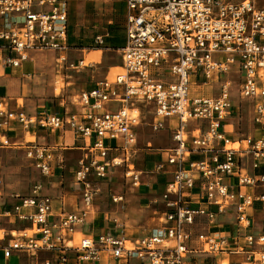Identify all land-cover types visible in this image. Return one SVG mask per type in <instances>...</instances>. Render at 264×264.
I'll return each mask as SVG.
<instances>
[{
  "label": "built area",
  "instance_id": "obj_1",
  "mask_svg": "<svg viewBox=\"0 0 264 264\" xmlns=\"http://www.w3.org/2000/svg\"><path fill=\"white\" fill-rule=\"evenodd\" d=\"M69 1L0 0V47L8 52L4 62L16 67L28 52L67 51ZM122 3L121 72L79 92V112L29 116L20 107L10 111L0 103V148H23L42 176L52 172L56 147L11 143L8 134L15 126L24 132L66 128L88 141L73 173L80 192L78 210L51 221L52 199L40 194L39 185L27 196H14L2 215L30 224L31 230L10 233L0 247L2 258L8 260L13 252H43L48 256L41 264H184L188 256H203L199 264H229L215 259L226 254L240 256L234 264H264V233L250 232L252 210L264 207V192H256L264 187V8L251 0ZM102 44L103 38L96 36L93 45ZM231 69L240 77L239 96L252 107L253 133L235 141L223 132L232 105L230 82L221 79ZM194 77L206 84L218 82V95L191 97ZM110 104L118 107L111 111ZM139 104L152 107L153 134L163 129L165 120L177 122L173 146L163 151L165 162L155 166L162 174L167 166L174 167L160 194V224L127 242L119 232L107 230L72 245L71 236L88 223L98 192L94 182L124 166L125 180L134 188L139 185L140 172L132 161L135 129L141 124ZM187 125L192 126L189 131ZM111 201L122 202V197L111 196ZM228 211L234 214V234H193L200 220L213 226L216 216Z\"/></svg>",
  "mask_w": 264,
  "mask_h": 264
},
{
  "label": "crops",
  "instance_id": "obj_2",
  "mask_svg": "<svg viewBox=\"0 0 264 264\" xmlns=\"http://www.w3.org/2000/svg\"><path fill=\"white\" fill-rule=\"evenodd\" d=\"M97 1L99 0H84L82 3L84 7H88L90 5L93 6L94 9H96ZM70 2H72V0H70L68 3ZM100 2L104 3V1ZM111 3L114 2L111 1ZM68 5L69 10L70 4ZM113 7H118L117 10L113 9L114 12L119 13V15L117 16L114 15L115 19L113 22V24L118 25V27H106L107 29L103 28L101 21L98 18L99 13L96 17H94V20H92L90 16H87L89 18L87 20L85 18L82 19L80 25L77 23L78 28H75L76 25H72V37H75L74 39H76L74 40L72 46L74 45L75 47L79 48L72 50V48L74 47H70L71 49H68L70 51L67 52V50L64 52V54H59V57H56V61H58V59L62 56H66V65H68L69 68L81 69L82 71H86L87 67L89 69L97 68L99 64H103L106 68L103 71V74L105 75L108 74L111 68H120V50L123 48L125 43L122 21V13L124 8L122 1L121 5ZM261 8H264V6H261ZM116 18H118V22H116ZM92 23L98 24L94 25ZM106 30L107 34H96L98 32L100 33ZM116 30L120 31V36L116 32ZM92 34H94L95 36H93ZM96 36H101L103 38V44L101 46H103L104 49L93 50L89 48L91 46L96 47L93 44L91 45V41H93ZM88 41H90V43ZM97 51L99 53H106L108 51H111L115 55H118V60L109 62L104 58V54H98L97 56H95L93 53ZM28 53L31 54L32 52ZM7 56L8 52L5 51L3 47H0V103L7 105V108L10 111H16V109L20 107L23 112L29 116H37L41 114L64 115L66 113L79 112L80 108L77 105L76 100L68 103L66 98L55 95L52 92V88L47 86L46 83L49 76H47L46 74L49 75L50 71L48 66H41L39 62H36L31 58H27L25 61L20 62L18 66L13 67L4 62V59ZM83 63L85 64V66H83ZM87 63L90 64L88 65ZM58 67L59 65L55 64V68H57L56 72H59ZM105 79H107V77H105L103 80ZM44 80L45 84H43ZM191 82L195 87V89L190 92L191 97H204L203 87L208 84H206L201 77H194ZM95 84L97 83H93L91 80L90 83H86L85 86L71 88L70 90H73L72 94H75L77 92L78 95L79 92L84 90L83 88L90 90L95 86ZM212 84L218 85L216 81L212 82ZM18 101H21L20 105L18 104ZM117 107V104L109 105V109L111 111L115 110ZM139 112L141 114V124L135 129L137 144L136 153L134 154L132 161L136 158H139L141 160L139 161V163L142 164L141 170L138 171L135 167V163L133 162L135 169L140 172V175L144 173L145 175L150 176L139 177V185L138 187H135V194L137 196L138 204L132 207H129L131 205H128L129 210L123 216L124 219L132 217L136 218L135 220L139 225L137 227H129L130 230H127L126 223L124 221V223L121 222L118 224L116 221L117 217L112 218V215L114 214H110L111 218H109L113 219L112 221L115 222V227H113L115 230L113 231H118L125 238L129 237L130 240L146 236L152 229L156 228L160 224V216L164 211L163 203L160 200V194L163 191L162 183L165 184V182L170 180L171 172L173 171L174 167L167 166V172L165 174H162L155 172V166L160 162H165L167 154H165L163 151L173 146L171 134L177 127L176 120H165L163 129L161 130L163 136L160 137V141L155 143V141L151 140L152 134L151 136H149V134L145 137L147 133H145V126L147 125V123L143 122V120L145 119V114L150 115V123L148 124L150 128V124L153 119L152 107L146 104H139ZM238 115L239 113L237 112V110L233 109L232 107V112L223 122V132L225 134V137L230 141H235L232 139V135L234 130V123L238 119ZM191 127L192 126L187 125L186 130L189 131ZM27 133L34 138V143L56 147V151L58 152V154H56L54 157V161L52 162L53 168L51 174L48 176H43L45 178V184H43V187L37 184L41 187L40 194L42 196H48L52 199V217L50 218V220L55 221L61 214L77 211L78 207L80 206V192L79 186H77L73 181V173L76 169L78 160L85 155L84 149L88 144V141L74 136L66 128L53 132H47L41 129L32 128L27 132H24L17 126H15L14 129L9 132L8 139L13 144L24 145L26 143L25 137ZM139 143L143 144L139 145ZM15 148L22 150V152L25 153V150L23 148ZM30 165H32V162ZM256 192L262 193L261 191H259V189L256 190ZM28 194H30V191L26 195L21 196H27ZM4 203L6 204L4 205ZM11 204H13V201L4 202L0 199V222H3V226L0 225V247L4 246L10 239V233L14 232V234H17L21 230H31L30 224L19 222L15 218L14 220L9 219L2 215V211L4 210V208L8 207ZM260 208H262V206L260 207L259 205H257L251 212L250 232L254 235L264 233V222L256 221V216L260 213ZM211 209L215 211V208L212 207ZM90 216L91 214L87 219L88 223L85 225L90 229L84 230L85 226L77 229L76 232L71 236L72 242L76 234H79L81 238H83L95 237L101 232L107 230L112 231L113 228L111 229L104 226V221L106 220V218L94 221L92 218H90ZM107 221L109 222L110 220ZM133 222H135L134 219ZM122 225L125 227L124 229L119 228L118 230H116L118 227H122ZM213 231L222 232L225 236L234 234V214L231 211H228L224 214L217 215L215 224L213 226H208L205 221L200 220L197 224H195L193 228L194 235ZM194 243L195 242H193V244ZM47 256L48 254L43 252H39L36 256H30L21 252H13L12 256L8 260H4L0 251V264H28L29 260H32V262L34 261V263L32 264H41L42 260ZM215 259L219 261L227 260L229 264H234L241 258L238 255L227 256L226 254H218ZM202 262H204L203 256H188L185 259L184 264H199Z\"/></svg>",
  "mask_w": 264,
  "mask_h": 264
},
{
  "label": "rangeland",
  "instance_id": "obj_3",
  "mask_svg": "<svg viewBox=\"0 0 264 264\" xmlns=\"http://www.w3.org/2000/svg\"><path fill=\"white\" fill-rule=\"evenodd\" d=\"M84 0H72V2L68 3L70 4V9L68 10V23L71 29L73 30V26L76 25L75 28H78L77 25L81 24L82 19H88L90 18L94 20L99 15L98 18L101 21L103 28L108 27H118V25L113 24L114 22V15H119L118 12H114V10H117L118 7L113 6H119L121 5L122 0H99L96 3V9H94L93 6L84 7L83 2ZM104 1V3L100 2ZM113 1L114 3H111ZM255 3V5L259 8L261 6H264V0H251ZM69 8V5H68ZM118 18H116V22H118ZM111 22V23H110ZM78 23V24H77ZM94 25H97L98 23H92ZM73 25V26H72ZM106 28V29H107ZM116 32L120 36V31L116 30ZM98 35H104L107 34V30L104 32H98L96 33ZM95 36L94 34H92ZM75 38V37H74ZM106 38V37H105ZM76 40V39H74ZM105 40V39H104ZM90 43V41H88ZM93 44V41H91V45ZM79 48L74 47L72 50ZM93 50H99L104 49L102 47H89ZM69 49V48H68ZM71 49V48H70ZM68 50L67 52H69ZM66 52V53H67ZM73 53V52H72ZM77 53V52H76ZM29 54V53H28ZM64 54V53H63ZM74 54V53H73ZM95 56L98 54H104V58L108 60L109 62H112L114 60H118V55H115L113 52L108 51L106 53H99L94 52ZM58 53L51 52V51H39V52H32L28 55V58H31L35 60L36 62H39L41 66H48L50 71L49 78L47 79V86L52 88V92L62 98H66L68 103L71 101L73 102L76 100V95L72 94L73 90L71 91V88L76 87H82L85 86L86 83H90L92 80L93 83H98L102 81L105 77H107L108 80H112L113 77L120 73L121 70L119 68H111L107 75L103 74V71L106 69L105 65L99 64L97 68H86V71H82L81 69H73L69 68L67 63L66 56H62L61 58L56 61V57L58 56ZM117 56V57H116ZM218 56L213 57V59H216ZM120 59V56H119ZM55 64L59 65L57 71V68H55ZM88 65L90 63H87ZM86 64V65H87ZM76 65V64H75ZM83 66L84 63H83ZM81 68V67H80ZM94 69V71H93ZM63 71V72H62ZM93 71V72H90ZM56 76V77H55ZM193 79V78H192ZM191 79V80H192ZM220 82V78H218ZM229 81L230 82V100L231 105L233 109L237 110L239 113L238 119L234 123V130L232 139L233 140H239L243 139L248 135H252L253 133V127L251 125V113H252V107L251 104L242 99L239 96L238 92V83L240 80V77L236 74L234 69H231L226 75H224L221 79V82L223 81ZM218 83V82H217ZM45 84V80L43 82ZM43 86V85H42ZM68 89V90H67ZM84 90H87L86 88H83ZM195 87L193 85L190 86V92L194 90ZM203 95L204 97H216L218 95V85L217 84H208L203 87ZM18 104H21V101H18ZM143 122H146L147 125L150 123V115L145 114V119ZM197 120H193V123H196ZM145 126V137L147 135L151 136L152 134V141H155L157 143L160 141V137L163 136V133L159 131L158 133L153 134L151 132V129L148 126ZM148 136V137H149ZM146 140V139H145ZM25 141L29 143H33L34 138L31 137L30 134H26ZM143 143H139V145H142ZM17 147V146H16ZM142 147V146H141ZM141 161L139 158H136L133 160L135 163L136 169L139 171L141 170L142 164L139 163ZM31 161H28L25 157V153L22 152V150L16 149L15 146H10L7 148H0V199L4 202L7 201H13L14 202V196L15 195H26L33 185H41L43 187L45 178L33 167V165H30ZM108 170L107 176L103 179L97 180L94 182L96 185V188L98 190L97 195L93 199V206L91 207V216L94 221L96 220H102L106 218L104 221V226L108 228L115 227V222H113V219L111 218L110 214L113 217H117V223H126L127 230H130L129 227H137L139 224L135 220L136 218H123V216L128 212L129 208L128 205H131L129 207L135 206L138 204L137 196L135 194L136 188L132 187L124 178L125 173V167H117ZM142 176H150L145 175L142 173L140 175ZM259 191L264 192V187L259 189ZM121 196L122 202L119 203H113L111 201V196ZM6 203H4L5 205ZM100 218V219H99ZM133 219L135 222H133ZM107 220H110L109 222ZM122 220V221H121ZM124 221V222H123ZM257 222H264V207L260 208V213L256 216ZM0 225L3 226V222H0ZM119 228H125L123 225ZM90 228L88 226L84 227V230H89ZM115 230L114 228L112 231ZM29 233V232H28ZM118 234V231H117ZM1 236V232H0ZM17 236V234H16ZM7 238V237H6ZM79 238L81 236L79 234H76L74 236V240L72 242V245H76L79 241ZM127 239H130L129 237H126ZM42 260V258H41ZM32 260L28 261V264H32Z\"/></svg>",
  "mask_w": 264,
  "mask_h": 264
},
{
  "label": "trees",
  "instance_id": "obj_4",
  "mask_svg": "<svg viewBox=\"0 0 264 264\" xmlns=\"http://www.w3.org/2000/svg\"><path fill=\"white\" fill-rule=\"evenodd\" d=\"M71 27L69 26L68 28V37H67V44L70 47H75L74 45L72 46V44L74 43V38L72 37V32H71ZM96 47H102V46H96ZM164 185V183H162Z\"/></svg>",
  "mask_w": 264,
  "mask_h": 264
},
{
  "label": "bare ground",
  "instance_id": "obj_5",
  "mask_svg": "<svg viewBox=\"0 0 264 264\" xmlns=\"http://www.w3.org/2000/svg\"><path fill=\"white\" fill-rule=\"evenodd\" d=\"M85 65V64H84ZM235 143L234 144H230L229 147H235ZM129 241L127 238H126V242Z\"/></svg>",
  "mask_w": 264,
  "mask_h": 264
}]
</instances>
